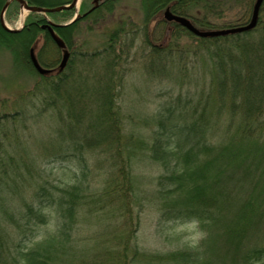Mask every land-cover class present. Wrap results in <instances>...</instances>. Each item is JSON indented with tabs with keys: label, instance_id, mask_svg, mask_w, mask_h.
Here are the masks:
<instances>
[{
	"label": "trees",
	"instance_id": "obj_1",
	"mask_svg": "<svg viewBox=\"0 0 264 264\" xmlns=\"http://www.w3.org/2000/svg\"><path fill=\"white\" fill-rule=\"evenodd\" d=\"M26 1L30 6L55 7L72 0ZM108 1L111 3L109 10L106 8L107 2L103 3L87 15L80 14L72 23L57 21L71 20L76 8L46 14L29 12L24 27L19 31H11L1 22V13L8 0H0V51L7 50L13 59V71L9 70L6 74L8 77H0L3 81H7L9 77L15 80L21 73L28 72L41 78L32 91L30 87H26L32 92L29 103L36 109V114L30 115L26 106V110L3 114L1 118L5 120L11 117L14 123L25 119L36 121L51 111L50 115L58 122V127L54 130L60 143L58 151L64 152L63 156L76 157L82 161L86 159V150H93L94 147H100L104 153V146L111 148V152L105 154L114 158L119 154L113 146L121 141L122 125L118 118L119 109L114 102L111 80L114 75L113 67L122 57V49H117V46L122 33L127 31L126 24L120 22L107 35L103 51L90 54L83 48H78L80 45L91 44L90 36L94 33L95 25L102 23L118 0ZM197 1L199 0H142L145 23L151 21L166 6L175 3L173 8L176 12L192 15L199 27L213 28L210 13L204 19L199 18L200 7L213 13L218 9L216 4L226 0H205L203 6H194L193 2ZM226 3L222 5L220 12L225 11ZM234 3L230 5L233 7ZM83 4H86V0H83ZM235 4L245 7L248 13L249 3ZM20 7L18 0H12L6 10V20L15 17ZM47 17L54 20L52 22L56 35L71 53L66 69L72 67L77 55L82 59L99 57L105 61V65L96 75L103 79L93 81L92 85L85 86L84 89L76 84L79 81L68 77L65 71L52 75H40L36 71L30 59L32 48L38 50L36 54L40 63L51 69L58 66V59H49L50 51L62 55L63 48L57 44L49 28L43 27L50 23ZM245 21L239 20L232 25ZM177 27L200 40V44L190 49L196 50L192 53L193 56L203 51L206 64L211 67L210 82L203 86L201 92L189 89L183 93L181 90L163 104L156 117L157 127L153 129L152 143L148 144L143 140L127 144L125 149L128 151V159L113 164L118 169L112 172L109 186L113 188L121 177L124 181L131 179L128 169L130 158L139 149H148L151 159L164 167V172L157 178L155 191L160 219L198 221L200 227L208 232L207 238L195 247L176 249L165 254H145L134 243L133 234L127 231L123 234L119 225L122 219H128L130 212L124 190H106L99 199V202H103L99 210L108 214L113 207L118 208V215L114 216L119 218L115 219L118 233L112 247L106 248L105 254L96 251L78 256L70 264H139L143 258L148 257L158 262L175 264H264V4L258 25L242 34L198 38L187 29L179 25ZM179 36V32L172 33L170 40ZM257 37L259 42H255ZM40 39H43V44L38 49ZM51 45L55 47L54 50L49 47ZM190 53L188 49L180 52L170 42L154 46L149 55L153 72L160 76L169 72L172 74V66L171 68H180L178 74L184 77L187 73H184V68L188 66L186 57ZM88 91L92 93L88 95ZM35 98L39 100V105ZM89 103L94 106L92 111H87ZM221 121H225L226 125L216 142L213 139L222 127H215L214 124ZM86 165L83 166L78 181L70 187L61 188L59 193L55 194L47 190L45 185L36 182L39 186L33 191V197L35 203L40 202V205L27 203V210L21 212L22 218L31 219L34 216L39 222L45 223L46 216L42 207L45 198L55 203L57 211L63 213L66 220L60 222L52 234L33 242L32 246L10 239L13 246L7 247L10 243L0 228V264H57L59 254L61 251L66 253L67 243L72 239L77 212L88 203L84 200L86 197L82 190V183L89 174ZM11 170L13 175H10ZM23 176V170L12 155L9 160L0 156V200L2 192L10 183L18 186ZM119 182L123 184L122 179ZM252 240L260 242L259 245H251ZM98 244L99 249L107 247L104 241Z\"/></svg>",
	"mask_w": 264,
	"mask_h": 264
},
{
	"label": "rangeland",
	"instance_id": "obj_2",
	"mask_svg": "<svg viewBox=\"0 0 264 264\" xmlns=\"http://www.w3.org/2000/svg\"><path fill=\"white\" fill-rule=\"evenodd\" d=\"M204 1L193 2V4L194 6H203ZM226 1L218 3L219 5L216 4L218 9H215L213 13L200 7L199 18L204 19L207 13H210L211 26L214 28H223L235 24L239 20L245 21L250 18L255 0ZM234 2L249 3L248 13H246L245 7ZM224 3H226L225 11L220 12ZM231 3H234L233 7L230 5ZM90 4H92V0H87V5ZM28 14L29 10L20 7L15 17L11 20L5 19V24L10 28H21ZM144 16L142 0H121L113 12L111 11L105 16L102 23L95 25L94 33L90 36L91 44L78 47L90 54L94 51H103L107 35L113 32L120 22L123 21L126 24L127 31L122 33L121 41L117 46V49H122V57L119 63L113 67L114 75L111 80L115 94L114 102L119 109L118 118L122 125L121 141L113 146L119 153L116 158L105 154L112 150L105 146V153L100 147H94L93 150L87 149L85 152L86 162L76 157L63 156L64 152L58 151L60 143L54 133L58 122L50 115L51 111L36 121L33 119L26 121L25 119L23 122L14 123L11 117L6 118V121L3 120L1 118L3 114L26 110V106L29 108L27 110L31 112L30 115L36 114V109L29 101L32 100V88L41 78L39 75L28 72L21 73L15 80L9 77L7 81H3L0 77V156L9 160V156L12 155L24 173L19 185L14 186L11 182L2 192L0 200V228L10 243L7 247L13 246L10 239L21 241L25 246H32L33 242L52 234L57 225L66 220L63 213L60 214L59 210L57 211L56 205L51 199L43 198L45 223L39 222L34 216L31 219L22 218L21 212L27 210V203L40 205V202L35 203L36 200L33 197V191L39 186L36 182L45 185L47 190L55 194L59 193L61 188L70 187L78 181L86 163L89 174L87 180L82 183V190L86 197L84 200L88 203L77 212L72 239L67 243L66 253L63 254L61 251L59 254L57 264H70L73 259L77 260L78 256L87 255L89 252L99 251V253L105 254V249L112 247L113 240L118 233L115 219L119 218L114 217L116 214L118 215V208L117 206L113 207L114 211L112 212V209L108 214L104 210H99L100 204L103 203L99 202V199L106 190H124L123 194L128 198L130 212L127 215L128 219H122L119 225L123 229V234H126V231L133 234L134 243L145 254H165L176 249L195 247L207 238L208 232L200 227L198 221L193 219L164 221L160 219L159 201L156 199L155 191L157 190V178L164 172V167L161 163L151 159L148 149H139L137 154L130 158L131 164L128 169L131 179L124 181L121 177L116 181L118 183L113 185V188L109 186L114 171L118 169V166H113V164L119 160L128 159V151L125 146L143 140L148 144L152 143L153 129L157 127L156 117L163 104L181 90L183 93L189 89L201 92L203 86L208 84L211 79V67L206 64L203 51L193 56L192 53L196 50L190 49L201 43L199 39L191 37L175 23L161 20L160 16L159 19L151 20L148 23H145ZM243 16L246 17L243 18ZM47 18L54 21L51 17ZM69 21L70 19L57 22L68 23ZM175 32H179L181 36L172 37L170 40L172 33ZM259 41L260 39L257 37L255 42ZM169 42L180 52L187 49L191 52L186 57L187 68L183 67L184 73L187 72L184 77L178 74L180 68H171L172 66L170 67L172 74L169 72V74L160 76L153 72L152 60L149 59L151 51L154 46L165 45ZM42 44L43 39H40L38 49ZM49 47L52 50L55 49L53 45ZM166 47L169 46L166 45ZM50 52L49 59L57 58L59 65L61 53ZM51 57H55V59ZM82 58L77 55L72 67L66 69L65 72L68 77L80 82H77V85L80 84L81 87L83 86L82 88L86 89L85 86L92 85L93 81L103 79L96 74L101 72L105 61L99 57ZM12 60L10 52L0 51V76L8 77L6 74L10 69L12 70ZM26 87H30L31 91ZM91 93L92 91L87 92L88 95ZM35 100L39 105V100L36 98ZM93 109L94 106L89 103L87 111ZM217 122L214 126L218 125L222 128L219 132L217 131V137L213 139L216 142L222 136L223 127L226 125L225 121L218 124ZM10 175H13V170L10 171ZM26 179H28L27 182ZM121 179L123 184L119 182ZM27 227H30L31 230L26 229ZM101 241L107 245L104 249H99L98 242ZM255 242L256 240H252L251 245L260 243L256 242V244ZM139 264L175 263L158 262L156 259L148 257L143 258Z\"/></svg>",
	"mask_w": 264,
	"mask_h": 264
},
{
	"label": "water",
	"instance_id": "obj_3",
	"mask_svg": "<svg viewBox=\"0 0 264 264\" xmlns=\"http://www.w3.org/2000/svg\"><path fill=\"white\" fill-rule=\"evenodd\" d=\"M18 1H20L21 4L23 5V7L29 11L47 13V12H57V11H62V10H66V9H72V8L78 6L80 0H72L69 4H62V5H58L55 7L30 6L26 0H18ZM9 2H10V0H9ZM9 2L6 3V5L4 6V8L2 10L1 21H2V24L4 25V27L7 28L8 30L18 31L19 29H11L8 26H6V24H5L4 14H5V11L8 7V5H9ZM263 2H264V0H256V2L254 4V8H253L252 17L248 23L233 26V27H228V28H220V29H212V30L199 29L191 22V20L188 17L175 14L169 8L165 12V18L167 20L177 21L181 25L187 27L194 34L201 36V37H215V36L243 33L245 31L252 30L254 27H256V25L259 21L260 10H261ZM76 17L73 18V20L71 22H73L76 19ZM46 26L49 27L50 32H51L53 38L55 39V41L57 42V44L63 48V55H62L59 67L56 70L57 72H61L66 68L68 61L70 59L71 53L65 47V43L56 35L52 25L47 24L44 27H46ZM30 58H31V61H32L34 67L37 69V71L39 73L44 74V75H48V74H51L54 72L53 69L46 68L39 62L34 48H32L30 51Z\"/></svg>",
	"mask_w": 264,
	"mask_h": 264
},
{
	"label": "flooded vegetation",
	"instance_id": "obj_4",
	"mask_svg": "<svg viewBox=\"0 0 264 264\" xmlns=\"http://www.w3.org/2000/svg\"><path fill=\"white\" fill-rule=\"evenodd\" d=\"M199 1H201V0H199ZM107 2V3H106ZM103 3H106V8H108V10H109V6H110V2L108 1V0H92V4H90V5H88V6H85V4H81V8L79 9V11H82L83 9H85V12H88V11H90L91 10V12L92 11H94L95 9L94 8H98V7H100V5L101 4H103ZM121 3V0H118L117 2H115L112 6H113V8H116L117 7V5H119ZM175 5V3H173V4H170V5H168V6H166L162 11H160L159 13H157V16H154L153 17V21L154 20H156V19H159V16H160V18H161V20H164V21H166L167 23H175V24H177V22L176 21H174V20H167L166 18H165V12H166V10L169 8L173 13H176V14H180V15H185V16H188V17H190L191 19H192V15H189V14H181L180 12H176L175 10H174V8H173V6ZM84 7H86V8H84ZM201 10V9H200ZM199 10V13L201 12ZM162 17H163V19H162Z\"/></svg>",
	"mask_w": 264,
	"mask_h": 264
},
{
	"label": "bare ground",
	"instance_id": "obj_5",
	"mask_svg": "<svg viewBox=\"0 0 264 264\" xmlns=\"http://www.w3.org/2000/svg\"><path fill=\"white\" fill-rule=\"evenodd\" d=\"M1 15H2V14H1ZM1 22H2V21H1ZM48 24L51 25L50 23H48ZM46 25H47V24H46ZM44 26H45V25H44ZM44 26H43V27H44ZM47 27H48V26H46V27H44V28H47ZM52 27H53V25H52ZM48 28H49V27H48ZM53 29H54V28H53ZM49 30H50V29H49Z\"/></svg>",
	"mask_w": 264,
	"mask_h": 264
}]
</instances>
